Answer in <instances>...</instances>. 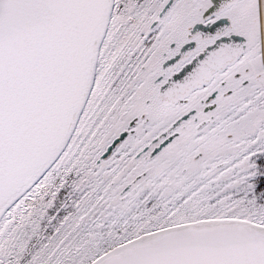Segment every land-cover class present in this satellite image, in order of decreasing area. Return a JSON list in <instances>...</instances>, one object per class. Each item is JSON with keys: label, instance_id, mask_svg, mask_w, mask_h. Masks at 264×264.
<instances>
[{"label": "snow or ice", "instance_id": "snow-or-ice-1", "mask_svg": "<svg viewBox=\"0 0 264 264\" xmlns=\"http://www.w3.org/2000/svg\"><path fill=\"white\" fill-rule=\"evenodd\" d=\"M0 264H264V0H0Z\"/></svg>", "mask_w": 264, "mask_h": 264}]
</instances>
